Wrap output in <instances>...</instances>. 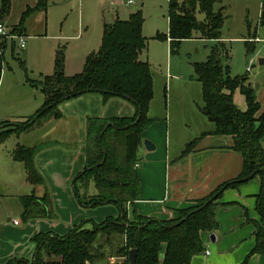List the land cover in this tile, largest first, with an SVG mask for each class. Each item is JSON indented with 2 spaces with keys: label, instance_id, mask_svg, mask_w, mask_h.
Returning <instances> with one entry per match:
<instances>
[{
  "label": "trees",
  "instance_id": "trees-1",
  "mask_svg": "<svg viewBox=\"0 0 264 264\" xmlns=\"http://www.w3.org/2000/svg\"><path fill=\"white\" fill-rule=\"evenodd\" d=\"M221 1L183 0L180 3L169 0V35L157 34L155 38H170L172 48L183 39L193 38L197 32L204 39H221L226 15L224 7L215 9V4ZM45 6L46 0H37L36 6H29L13 32L22 35L26 19ZM2 7L3 13L9 12L11 0H3ZM198 10L205 14V20L197 18ZM262 22L264 24V10ZM143 25L141 10L131 13L127 20L106 23L99 50L87 56L84 69L78 74H65V53L61 49L56 55L53 74L41 80L27 76L31 86L41 89L44 104L27 122L1 132L0 141L11 133L27 131L46 118L60 117L61 103L86 93H100L104 101L123 97L136 106V113L132 117L89 118L86 166L73 187L82 206L113 203L120 208L119 215L100 223L93 222L91 227L87 226L89 222H84L65 235L38 233L33 237L36 244L33 259H12L6 264H94L109 256L124 257L122 264H130L132 249H137L136 264H159L162 252L165 255L163 264H191L192 258L205 250L201 233L213 232L219 226L216 209L223 191L254 178L260 180L256 205L260 218L254 221L256 243L244 264L253 254L264 255V111L260 113L261 105L254 87L249 85L248 73L231 76L229 67L222 65L220 55L226 49L224 43L215 45L205 62L196 63L195 72L203 88L204 104L200 109L215 124L213 134L234 137L233 148L243 157L241 174L195 205L180 210L179 216L170 220L143 216L134 208L140 195V178L135 168L138 152L144 131L154 121L149 116L154 95L152 68L148 61L139 58L148 48ZM245 46L248 54L256 49V43L249 40L245 41ZM5 47L6 41L1 42L0 65ZM237 90L245 98V109L235 101ZM110 122L113 125H108ZM198 141L199 138L189 142L182 155L193 151ZM36 152L37 148L19 146L12 153L14 160L25 164L28 180L34 185L44 183V177L35 166ZM90 180L94 181L97 194L86 195L84 199L77 183ZM22 202L25 219L34 217L37 212L43 217L52 214L45 206L48 205L46 197L42 199L44 204L34 194L23 196Z\"/></svg>",
  "mask_w": 264,
  "mask_h": 264
},
{
  "label": "crops",
  "instance_id": "crops-1",
  "mask_svg": "<svg viewBox=\"0 0 264 264\" xmlns=\"http://www.w3.org/2000/svg\"><path fill=\"white\" fill-rule=\"evenodd\" d=\"M134 3L128 4L132 5ZM36 4L37 0H31L27 3L21 11L19 20L12 27H9L5 19L10 15L13 0H11V9L7 13H3L1 3L0 11L3 17L0 24L5 25L13 32L14 27L20 22L22 13L29 6L34 7ZM56 4L54 1L53 5ZM50 6L49 0H46L45 8L34 12L37 14L39 12L43 16L45 24L49 18ZM234 6L240 7L243 11L242 18L246 21L249 33L252 35V32L255 31L253 37L243 39L259 43L260 41L253 39L260 34L258 32L259 28L261 27L262 30L264 27L262 22L264 0H232L226 4L222 0L218 9L224 7L227 19L229 15L226 14V11ZM255 12H257V18L250 19L251 14L253 15ZM79 15L81 17L80 12ZM28 27L27 18L23 36L28 33ZM35 36L62 38L63 31H59L58 35H49V24L47 22V27L40 35ZM8 40L1 39L0 43L6 41L7 44ZM220 40L222 43L225 42L223 37ZM168 41L171 44L170 38ZM54 50L53 72L51 74L54 73L57 52L61 49L59 47ZM252 63L253 60L250 64ZM67 64L65 54V74ZM1 65L0 73H2ZM38 70V79L32 78L26 70L25 83L16 82L15 87L19 84L23 85V92L26 94L24 97L15 100L6 95L4 90H1L6 74L0 75V133L15 128V124L27 122L44 104L45 96L41 89L31 86L27 82V76L35 80H41L43 76L51 75L48 71H41V67H38ZM250 71L251 69L248 70V72ZM251 84L256 91L257 99L261 105L260 113H262L264 111V76L262 79L252 81ZM236 92L240 95V103L246 105L244 96L239 90ZM203 104L204 100L197 107L190 106L189 108L184 107V109L181 106L178 111L175 110L177 112L174 113V117H171L170 114H168V117L151 115L149 108V116L154 121L143 133V144L139 148L143 160L135 166L140 178V195L134 203V208L140 215L161 220L176 218L179 216L180 210L195 205L199 200L212 194L220 185L236 179L241 174L243 157L233 148L234 137L212 133L215 130V124L202 113L200 108ZM9 106H15L17 109L9 111L7 110ZM59 109L61 116L53 118L52 121H58V125H61L64 130L66 128L69 130L72 127L71 134L73 137L71 139L66 140L67 137H64L63 139L48 141L47 132L46 139H44L46 143L26 145L21 144L19 141L26 132L24 131L20 134L11 133L5 140L0 141V178L3 177L5 172L15 173L21 167L26 172L25 164L14 160L12 156L13 151L19 146L37 148L34 162L37 170L44 177V183L37 185L28 180V175L27 182L23 184L0 182V264H6L12 259H33L36 252L33 237L38 233L51 232L65 235L72 229L65 227L53 215L55 213H57V216L63 215L66 210L61 205L63 202L60 199H63L65 206L72 203L71 209L73 211L77 210L74 204L76 201L69 196V193L71 188L74 187L75 179L86 166L89 118L132 117L136 113V106L128 99L115 96L104 101L103 96L95 92L64 101L59 105ZM197 138H199V141L194 150L182 155L186 145ZM145 139L153 142L155 146L153 150L146 148L144 145ZM259 191L260 180L258 178L223 191L217 201L218 206L216 209L219 226L213 232L204 231L201 233L205 250L195 255L191 264L245 263L256 243L254 221L260 218L256 209ZM31 194H34L41 203H43L42 199L46 197L48 205L45 204V206L52 213L50 217L40 216L37 212L34 217L24 218L25 210L22 197ZM79 204L82 207L80 201ZM107 205L109 204H105L103 207H107ZM110 209L112 210H110L108 216L114 214L115 209ZM114 216L117 217L118 215L114 214ZM78 220L79 218L73 219V222H78ZM81 224L77 223V225ZM213 234L215 235L214 241L211 239ZM164 256V252H162L159 264H163ZM246 264H264V255L260 253L253 254Z\"/></svg>",
  "mask_w": 264,
  "mask_h": 264
},
{
  "label": "rangeland",
  "instance_id": "rangeland-1",
  "mask_svg": "<svg viewBox=\"0 0 264 264\" xmlns=\"http://www.w3.org/2000/svg\"><path fill=\"white\" fill-rule=\"evenodd\" d=\"M30 1L13 0L10 15L5 19L9 27H12L19 20L21 11ZM54 1L57 3L56 5H53ZM177 1L181 3L183 0ZM229 1L232 0H223L224 4ZM134 2L130 5L127 0H49L51 9L46 24L39 12L28 17L29 30L24 35L26 47H20L19 38L14 41H7L1 65V74H6V77L1 90H4L5 94L14 100L24 97L26 93L23 92V85L19 84L15 87L16 82L25 83L26 69L32 78H39L38 67L42 68L41 71H48L51 74L53 72L54 49L59 47L66 54L68 62L66 75L73 76L82 72L87 56L98 51L102 44L104 24L113 23L117 17L122 20L129 19L132 12L141 9L145 19L143 33L148 39V48L140 53L139 58L151 64L153 74L154 96L150 114L159 115V117H168L170 114L171 117H174V113L181 106L189 108L190 106L201 105L203 88L197 80L195 64L205 62L212 48L218 42L221 44V40L204 39L201 33L197 32L193 38L183 39L177 44V47L172 48L168 40L155 38L157 34L169 35V0H134ZM1 3L2 0H0V9ZM220 3H216V9ZM226 14L229 16L222 27V37L226 48L220 55L222 65L225 68L229 67L231 76L248 73L249 82L262 79L264 65H260L259 59L264 58V27L262 30L260 27L258 31L260 33L258 37L263 39L256 43V49L248 54L243 38L253 37L255 31L252 32V35L249 33L246 21L242 18L244 14L240 7L229 8ZM196 15L200 21L205 20L206 16L202 11L198 10ZM249 18L256 19L257 12L251 14ZM47 22L49 35H58L59 31H63V37L35 36L40 35L47 27ZM226 51H228V55H226ZM252 60L253 63L250 64ZM248 66H251L250 72H248ZM239 96V93L235 92V101L241 108L245 109L246 105L240 103ZM14 109L17 108L15 106L7 108L9 111ZM175 110L177 111L175 112ZM52 120L54 119L49 117L36 123L21 136L20 143L42 145V143H46L44 139H46L47 132L48 141L63 139L64 137H67L66 140H68L73 137L71 134L72 127L69 130L67 128L64 130L61 125H58V121ZM138 158V162L143 160L140 150ZM77 186L81 197L84 199L86 195L97 194L93 180L88 183L78 181ZM69 196L76 201L74 204L77 210L71 209L72 203L65 206L63 199H60L63 202H60L61 205L66 210L63 215L57 216V213L53 215L67 228H73L77 223L84 222H89L87 226L91 227L93 222L100 223L108 217H116L114 214L119 215L120 213L117 204L113 203L107 207H103V205L81 207L73 188H71ZM110 208L115 210L113 215L108 216L112 210ZM78 218V222L74 223L73 219ZM110 258L111 256L101 258L94 264H111ZM124 259V257L114 256L113 264H122Z\"/></svg>",
  "mask_w": 264,
  "mask_h": 264
},
{
  "label": "built area",
  "instance_id": "built-area-1",
  "mask_svg": "<svg viewBox=\"0 0 264 264\" xmlns=\"http://www.w3.org/2000/svg\"><path fill=\"white\" fill-rule=\"evenodd\" d=\"M128 3H133L134 0H127ZM20 39V47L21 48H24L25 47V39H24V36L23 35H19V34H16L14 32H12L11 30H9L5 25L3 24H0V40L1 39H9V40H13V39ZM263 38H260V37H256L254 38L253 40L255 41H261ZM251 67L248 68V70H250ZM207 253H209L207 251ZM110 263L113 264L114 263V257H111L110 258Z\"/></svg>",
  "mask_w": 264,
  "mask_h": 264
},
{
  "label": "clouds",
  "instance_id": "clouds-1",
  "mask_svg": "<svg viewBox=\"0 0 264 264\" xmlns=\"http://www.w3.org/2000/svg\"><path fill=\"white\" fill-rule=\"evenodd\" d=\"M0 182L15 183V184L26 183L27 182V173L23 170L22 167L15 173L9 174V173L5 172L3 174V177L0 178Z\"/></svg>",
  "mask_w": 264,
  "mask_h": 264
},
{
  "label": "water",
  "instance_id": "water-1",
  "mask_svg": "<svg viewBox=\"0 0 264 264\" xmlns=\"http://www.w3.org/2000/svg\"><path fill=\"white\" fill-rule=\"evenodd\" d=\"M2 15H1V11H0V20L2 19ZM259 63L260 65H264V58H260L259 59ZM249 85H252L251 82H249ZM108 125H113L112 122H110ZM108 125L106 126V128L108 127ZM105 128V129H106ZM144 145L146 146V148L148 150H153L154 149V144L152 142H150L149 140H144ZM211 239L214 241L215 240V235H211ZM129 259H130V264H136V259H137V249H132L130 250L129 253Z\"/></svg>",
  "mask_w": 264,
  "mask_h": 264
}]
</instances>
